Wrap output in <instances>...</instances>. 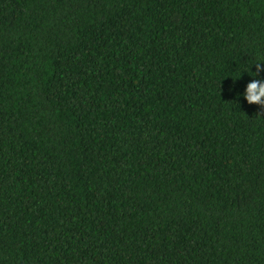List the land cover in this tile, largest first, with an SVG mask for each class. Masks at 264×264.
I'll return each instance as SVG.
<instances>
[{
  "label": "trees",
  "instance_id": "1",
  "mask_svg": "<svg viewBox=\"0 0 264 264\" xmlns=\"http://www.w3.org/2000/svg\"><path fill=\"white\" fill-rule=\"evenodd\" d=\"M262 60L264 0H0V264H264Z\"/></svg>",
  "mask_w": 264,
  "mask_h": 264
},
{
  "label": "clouds",
  "instance_id": "2",
  "mask_svg": "<svg viewBox=\"0 0 264 264\" xmlns=\"http://www.w3.org/2000/svg\"><path fill=\"white\" fill-rule=\"evenodd\" d=\"M253 65V64H252ZM255 65V72H252L248 68V72L251 73V75L247 74L249 77H251L250 81L246 84L243 91L240 93H237L235 96V100L237 101V104L239 100H243L249 105H257L260 109H264V80H258L256 79V75L264 71V60L254 63ZM242 73H246L243 69L239 72L238 78L233 79V83H235L236 80H238ZM223 80V79H222Z\"/></svg>",
  "mask_w": 264,
  "mask_h": 264
}]
</instances>
